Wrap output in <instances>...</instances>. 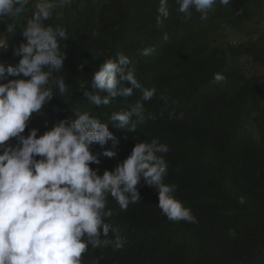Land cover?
Returning a JSON list of instances; mask_svg holds the SVG:
<instances>
[{"label":"trees","instance_id":"trees-1","mask_svg":"<svg viewBox=\"0 0 264 264\" xmlns=\"http://www.w3.org/2000/svg\"><path fill=\"white\" fill-rule=\"evenodd\" d=\"M34 4L14 20L0 63L15 64L14 50L24 42L23 28ZM159 0H71L54 10L47 24L67 29L61 41L65 60L61 73L67 92L54 98L46 113L28 126L43 134L59 120L88 112L116 137L100 154L99 174L126 159L136 143L158 138L169 147L164 182L176 185L175 197L192 210L197 223L171 221L158 207V192L143 180L140 200L127 209L111 197L107 208L122 229L124 245L115 249L111 233L101 248L83 254L84 264L102 256L100 264H264V32L248 30L236 42L225 40L245 23L264 21V0H233L217 4L208 19L193 10L191 19L169 0L170 16L157 27ZM226 7V8H225ZM7 29L0 24V33ZM236 35V34H235ZM146 47L153 49L142 55ZM119 53L129 57L137 80L156 88L144 101L141 90L117 97L108 105L91 103L86 93L97 91L92 77L99 66ZM232 59L241 69L229 70ZM82 66V67H81ZM223 81L215 82V73ZM15 77H9L14 79ZM143 103L135 130L111 120L114 112ZM106 149L117 155H103Z\"/></svg>","mask_w":264,"mask_h":264},{"label":"clouds","instance_id":"clouds-1","mask_svg":"<svg viewBox=\"0 0 264 264\" xmlns=\"http://www.w3.org/2000/svg\"><path fill=\"white\" fill-rule=\"evenodd\" d=\"M233 0H175L177 11L191 19L193 10L200 19H208L215 6H228ZM34 4L32 15L23 28L22 42L14 55L15 64L0 63V264H84L83 254L91 247L101 248L111 233L115 249L124 245L122 229L106 222L112 212L107 208L111 196L127 209L140 200L137 185L143 180L158 192V207L168 220L197 223L190 208L175 197L176 185L164 182L169 151L158 138L136 143L130 155L114 169L99 174L100 154L93 145L104 147L116 137L108 124L88 112H77L76 119L59 120L43 134L28 126L30 120L46 113L54 98L53 87L60 95L67 92L61 73L65 54L61 41L68 39L67 29L46 22L54 10L71 0H0V24L7 29V47L13 25L8 23ZM157 27L170 16L169 0H159ZM151 47L142 55L152 53ZM82 67V66H81ZM9 77H15L9 79ZM215 82L225 79L215 73ZM97 91L86 93L92 104L108 105L117 97H130L141 90L143 100H151L156 88H145L136 78L128 56L104 61L92 77ZM143 103L114 112L111 120L121 128L135 130L133 117H139ZM103 155L117 153L106 149ZM101 257L91 264H100Z\"/></svg>","mask_w":264,"mask_h":264},{"label":"rangeland","instance_id":"rangeland-1","mask_svg":"<svg viewBox=\"0 0 264 264\" xmlns=\"http://www.w3.org/2000/svg\"><path fill=\"white\" fill-rule=\"evenodd\" d=\"M250 29L251 30H261V31L264 32V21L261 22V23H255V22H247V23H245V31L244 32L240 31V30H236L235 31L236 35L234 34V36L230 37L229 39H226L225 41L227 43H229V42L234 43L239 38L244 37V35H238V34H241V33L245 34V32L250 30ZM7 39H8V33L7 34L4 33V34L0 35V41H3V42L6 43ZM240 67H242V61L241 60H237V59H232L231 60V64L229 63L228 69L229 70H233L234 68L241 69Z\"/></svg>","mask_w":264,"mask_h":264}]
</instances>
